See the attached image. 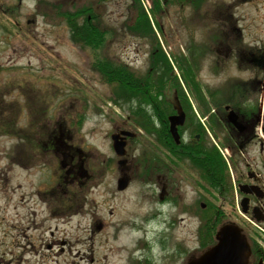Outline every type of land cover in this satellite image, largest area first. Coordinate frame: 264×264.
I'll return each instance as SVG.
<instances>
[{
    "label": "flooded vegetation",
    "instance_id": "obj_1",
    "mask_svg": "<svg viewBox=\"0 0 264 264\" xmlns=\"http://www.w3.org/2000/svg\"><path fill=\"white\" fill-rule=\"evenodd\" d=\"M66 2L0 0V43H8L11 35H18L30 47L12 44L9 56L19 57L28 51L39 55V63H44L47 54L54 57L49 58L50 63L58 62L56 50L44 48L48 28L55 29L57 18L65 20L76 42L80 29L87 26L90 34L89 30L93 31L99 22L94 7L68 13L63 10ZM174 2L152 0V6L160 9ZM177 2L198 8L200 39L195 38L196 28L188 24L180 142L175 141L170 130L169 116L176 112L173 104L164 114L152 100L147 113L151 131L142 125L137 129L151 136L150 169L158 190L152 196H157L155 203L172 202L185 209L184 199L193 193L194 201H201V227L206 229V215L215 218L217 226L212 229L217 227L216 232L225 222L236 223L249 241L248 264H264V0ZM79 15L83 17L81 21H77ZM105 37L106 29L104 40ZM206 61L211 74L225 78L205 84L200 73ZM93 62L94 59L92 69ZM41 78L39 72L36 81L15 82L16 86L8 87L0 96V259L6 263L16 258L22 263L26 251L44 260L42 249L56 244L59 253L64 245L71 248L70 242L62 239L63 197L73 189L83 190L92 180L87 168L91 148L86 143V133L79 131L86 115L69 110L65 115L48 118L47 86L39 81ZM85 86L82 79L78 87L84 96ZM69 87L78 88L74 84ZM123 130L131 129L115 127L108 134L111 138L118 134L117 140L124 142L127 150L129 142L140 134L134 131L130 137ZM102 228V222L95 228L92 223L90 234L94 236L95 229ZM165 243L164 238L162 244ZM12 248H17L18 253ZM187 251L178 247L179 254ZM92 254L89 249L81 257L94 262Z\"/></svg>",
    "mask_w": 264,
    "mask_h": 264
},
{
    "label": "rangeland",
    "instance_id": "obj_2",
    "mask_svg": "<svg viewBox=\"0 0 264 264\" xmlns=\"http://www.w3.org/2000/svg\"><path fill=\"white\" fill-rule=\"evenodd\" d=\"M66 1L63 10L68 13L76 9L94 7L99 21L95 28L102 32V35L93 37L96 33L89 30L92 33L91 40L96 43L95 48H83L80 41H74L63 18L55 19V29H51L49 23H46L49 34L45 36L44 48L56 50V63L49 62V58H54L49 54L47 59L44 55V63H39V55L28 51L19 57L9 56L12 44L18 47L22 43L26 48H30L28 43L21 40L22 37L11 35L8 43H0V96L8 87L16 86L18 82L36 81L40 72L42 78L39 81L47 86L48 118L65 115L69 110L84 112L86 117L79 131L86 133V143L91 148L92 158L87 168L92 173V180L83 190L74 192L73 189L68 196L63 197L62 239L66 243L70 242L71 248L64 245L63 252L59 253V246L56 244L50 249H42L46 257L44 260L41 256L38 259L33 252L26 251L22 263L16 258L11 263H6L5 260L2 262L0 259V264H147V260L151 262L149 264H186L189 259L197 257L213 245L211 241L207 243L205 238L210 236L208 233L215 234L216 227L212 229L215 224L211 223L206 229L201 227V201H194L193 193L184 199L185 209L181 204L154 202L157 196L153 197L152 194L158 190L150 169L151 136L144 132L145 129L151 131L152 121H142L143 116H135L133 120L132 102H120L123 97L120 96V83L116 80L106 81L102 78V71L99 68L92 69L90 65L96 57L102 62L98 65L106 72L118 69L117 66L121 63L128 65L137 77L151 79L154 86L160 79L166 78L169 81L164 74L167 70L164 56L155 60L156 67L151 64L150 59H159L154 51L160 47L176 65L183 67L184 49L190 40V30L186 28L188 24L191 28H196L195 38L200 39L199 10L191 4L181 6L175 0L174 3L154 12L152 0H144L145 6L151 4L149 14L153 15L154 20L158 19L164 31V34H161L163 45H156L153 35L140 29L142 24L136 26L146 12L139 8L141 0ZM46 8L49 14V5H46ZM149 14L145 23L142 21L145 27H152ZM82 18L79 15L77 21ZM77 26H80L78 22ZM90 49L95 53L92 54ZM68 66H71L72 70ZM178 70V67H175V73ZM81 78L86 84L87 99V94L84 96L83 90L78 87L82 84ZM73 84L78 87L77 90L69 87ZM167 89L168 101L165 102L162 97L165 96L163 91L162 108L176 104L175 90L171 86H167ZM83 98L87 104H84ZM133 104H137V101L134 100ZM143 104L148 110L151 108L150 104ZM143 113L145 114V110ZM139 121L145 128L141 129V133L137 130ZM115 127L130 128L140 134L129 142L126 154L122 157L113 150L112 139L108 134L115 130ZM121 160L125 163H121ZM122 178L128 179L125 189H119L117 186L118 180ZM189 203L191 208L187 211L186 206ZM98 222L103 223V228L95 229V235L92 236L89 227L93 223L95 228ZM258 236L261 237L260 234ZM164 238L166 243L163 245ZM212 239L214 240V237ZM178 247L188 251L179 254ZM89 249L93 251L94 262L81 257ZM12 251L18 253L17 248H12Z\"/></svg>",
    "mask_w": 264,
    "mask_h": 264
},
{
    "label": "trees",
    "instance_id": "obj_3",
    "mask_svg": "<svg viewBox=\"0 0 264 264\" xmlns=\"http://www.w3.org/2000/svg\"><path fill=\"white\" fill-rule=\"evenodd\" d=\"M141 24H142L141 25L142 26V31L150 32V34L154 35L152 38L155 39V34L153 32L152 27H148V26L145 27L143 22H141ZM93 32L96 33L93 37H97V35L98 36L102 35V32L99 31L98 28H95V30H93ZM80 33L83 36H85L83 38V41L85 43L91 44L93 47L96 46V43L91 40V36L87 37V35L89 34L87 26ZM152 35H150V36H152ZM81 40H82V38H81ZM154 52L159 57V59H157V58L154 59L152 57L151 59H152L153 65H156V64H154V63H156L155 60H160V57L164 56L165 66L167 68V70H165L164 74L169 78L168 79L169 81H167L166 78L158 80L157 81L158 85H157V82H156L155 86L152 85L153 81H151V79L148 80V77H147V79L146 78L143 79V78L137 77L135 75V73H133L128 67H126L125 65H123L121 63L117 66L118 69H111L108 72L104 71V68L102 66H97V68H99V70L102 71L103 76L108 81L116 80L117 82L120 83L122 93H123V95H124V97H125L127 102H129V103L132 102V113L135 114L136 116L140 115V114L142 116L144 114L143 112L145 110V106H144L143 103L144 102L145 103H150L152 99L157 100L158 103H159L158 104L159 108L161 107L163 102L161 101L160 97L163 95V91L166 92L168 90L167 86H171V84H169V82H173L174 83L172 85V87L175 90L177 96H179L180 100L182 101L183 87L181 85L180 80L184 78L183 67H181L179 64H177L176 67H178V69L180 71V74L179 75L176 74L175 71H174L173 65L170 64V59H168V57L166 56V54L164 53L162 48L159 47V49H157ZM176 62L178 63V60ZM98 64H102V62H99ZM112 67H114V65ZM131 97H134V98H131ZM135 99L139 102L138 104H133V101ZM207 232H209V231L207 230ZM208 235H210V236L212 235L213 236V233H208ZM210 236H208V237H210Z\"/></svg>",
    "mask_w": 264,
    "mask_h": 264
},
{
    "label": "water",
    "instance_id": "obj_4",
    "mask_svg": "<svg viewBox=\"0 0 264 264\" xmlns=\"http://www.w3.org/2000/svg\"><path fill=\"white\" fill-rule=\"evenodd\" d=\"M170 121L171 132L176 142L179 143L180 136L177 126L184 121L182 110L179 109L178 114L171 116ZM124 133L132 135L129 132ZM114 146L119 155H124L126 153L123 143H118L116 140ZM127 184L128 179L122 178L119 180L118 188L123 189ZM216 239L217 243L215 245L199 256L190 259L186 264H248L251 252L250 245L246 236L236 224H224L217 231Z\"/></svg>",
    "mask_w": 264,
    "mask_h": 264
},
{
    "label": "clouds",
    "instance_id": "obj_5",
    "mask_svg": "<svg viewBox=\"0 0 264 264\" xmlns=\"http://www.w3.org/2000/svg\"><path fill=\"white\" fill-rule=\"evenodd\" d=\"M208 64H209L208 61H206L204 63V66H203V68L201 70V73H200V76H201V78H202V80H203V82L205 84L212 85L215 82H217V81L225 78L223 75H221V76H214L213 74H211L209 72V70H208ZM231 74L236 75L237 73L232 72Z\"/></svg>",
    "mask_w": 264,
    "mask_h": 264
},
{
    "label": "bare ground",
    "instance_id": "obj_6",
    "mask_svg": "<svg viewBox=\"0 0 264 264\" xmlns=\"http://www.w3.org/2000/svg\"><path fill=\"white\" fill-rule=\"evenodd\" d=\"M133 229H135V228L133 227Z\"/></svg>",
    "mask_w": 264,
    "mask_h": 264
}]
</instances>
